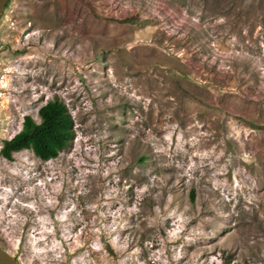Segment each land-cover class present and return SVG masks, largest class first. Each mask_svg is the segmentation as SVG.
<instances>
[{"label":"rangeland","instance_id":"1","mask_svg":"<svg viewBox=\"0 0 264 264\" xmlns=\"http://www.w3.org/2000/svg\"><path fill=\"white\" fill-rule=\"evenodd\" d=\"M54 100L57 159L0 153L20 264H264V0H12L0 150Z\"/></svg>","mask_w":264,"mask_h":264},{"label":"trees","instance_id":"2","mask_svg":"<svg viewBox=\"0 0 264 264\" xmlns=\"http://www.w3.org/2000/svg\"><path fill=\"white\" fill-rule=\"evenodd\" d=\"M39 117L41 122L37 123L32 117L26 116L21 131L11 140L3 142L0 153L4 159L12 161L14 154L28 150L36 158L48 162L57 159L60 152L75 140L74 119L60 100L43 106L39 110ZM191 197L194 199L193 193Z\"/></svg>","mask_w":264,"mask_h":264},{"label":"water","instance_id":"3","mask_svg":"<svg viewBox=\"0 0 264 264\" xmlns=\"http://www.w3.org/2000/svg\"><path fill=\"white\" fill-rule=\"evenodd\" d=\"M12 0H0V19L7 9L8 4ZM0 263L1 264H20L19 261L13 257L7 250L0 247Z\"/></svg>","mask_w":264,"mask_h":264}]
</instances>
